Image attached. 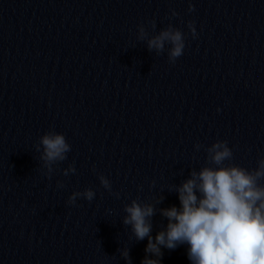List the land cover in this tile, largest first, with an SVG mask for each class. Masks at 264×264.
Returning <instances> with one entry per match:
<instances>
[{
    "label": "clouds",
    "instance_id": "1",
    "mask_svg": "<svg viewBox=\"0 0 264 264\" xmlns=\"http://www.w3.org/2000/svg\"><path fill=\"white\" fill-rule=\"evenodd\" d=\"M188 11H194L191 3ZM171 14L178 15L174 10ZM148 24L155 31L156 22L152 20ZM188 28L195 37L193 22H188ZM185 39V33L171 24L154 35L149 34L144 24L138 25L137 40L146 41L149 51L161 54L166 45H170L167 49L170 63H175L183 55ZM201 147L200 144L195 145L197 151ZM36 150L40 152L39 159L47 170L45 174L51 178L53 165L67 158L71 145L63 134L48 131L40 137ZM205 151L207 165L199 171L192 170L188 179L174 187L180 207L173 205L159 209L168 223L155 238L151 232L156 205L137 199L125 205L123 224L131 226L135 240L147 238L146 255L141 264H161L162 248L174 250L182 244L188 245L187 255L191 264H264V158L249 170L226 163L233 159V151L227 141L218 140ZM75 171V167L69 165L63 174L67 176ZM99 179L102 186L111 192L110 181L103 175ZM63 186L58 182V187ZM115 195L119 198L118 193ZM77 197L91 202L95 192L90 188L74 192L68 202L74 204ZM163 199L161 195L157 203ZM119 251L131 264L129 249Z\"/></svg>",
    "mask_w": 264,
    "mask_h": 264
}]
</instances>
